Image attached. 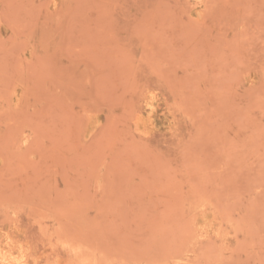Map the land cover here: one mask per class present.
<instances>
[{"label":"rangeland","instance_id":"obj_1","mask_svg":"<svg viewBox=\"0 0 264 264\" xmlns=\"http://www.w3.org/2000/svg\"><path fill=\"white\" fill-rule=\"evenodd\" d=\"M89 263L264 264V0H0V264Z\"/></svg>","mask_w":264,"mask_h":264},{"label":"bare ground","instance_id":"obj_2","mask_svg":"<svg viewBox=\"0 0 264 264\" xmlns=\"http://www.w3.org/2000/svg\"><path fill=\"white\" fill-rule=\"evenodd\" d=\"M148 103V102H147ZM145 106H146V104H145ZM146 108V107H145ZM151 109V108H150ZM8 246V245H7ZM14 250V249H13ZM2 251V250H1ZM5 252H7V251H5ZM9 253V252H8ZM79 256V255H78ZM16 257L14 256V259H15ZM88 262V261H87ZM90 264V263H89Z\"/></svg>","mask_w":264,"mask_h":264}]
</instances>
